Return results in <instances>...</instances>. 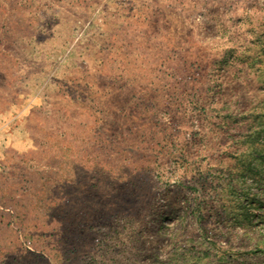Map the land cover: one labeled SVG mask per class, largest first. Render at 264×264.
Segmentation results:
<instances>
[{"label": "rangeland", "instance_id": "obj_1", "mask_svg": "<svg viewBox=\"0 0 264 264\" xmlns=\"http://www.w3.org/2000/svg\"><path fill=\"white\" fill-rule=\"evenodd\" d=\"M0 264H264V0H0Z\"/></svg>", "mask_w": 264, "mask_h": 264}]
</instances>
